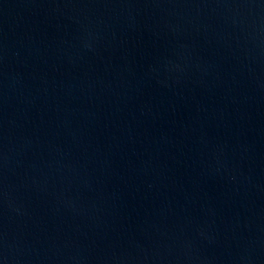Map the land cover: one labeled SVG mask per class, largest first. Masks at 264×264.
<instances>
[{
  "label": "water",
  "instance_id": "95a60500",
  "mask_svg": "<svg viewBox=\"0 0 264 264\" xmlns=\"http://www.w3.org/2000/svg\"><path fill=\"white\" fill-rule=\"evenodd\" d=\"M0 264H264V0H0Z\"/></svg>",
  "mask_w": 264,
  "mask_h": 264
}]
</instances>
